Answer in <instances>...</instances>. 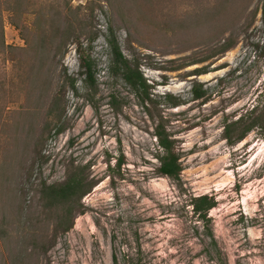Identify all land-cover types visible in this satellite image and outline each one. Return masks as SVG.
I'll return each mask as SVG.
<instances>
[{"label": "rangeland", "instance_id": "374dc122", "mask_svg": "<svg viewBox=\"0 0 264 264\" xmlns=\"http://www.w3.org/2000/svg\"><path fill=\"white\" fill-rule=\"evenodd\" d=\"M214 2L170 0V12L173 16L188 15ZM262 3L253 0L232 27L236 44L218 53L216 49L230 31L221 42L191 47L176 39H132L106 1L72 0L85 22L91 23L92 33L89 35L87 25L80 38L73 33L67 45L58 47L50 81L36 76L28 80V65L18 66V59L9 53L6 61L0 57V79L5 84H0L5 97L0 102V192L5 200L6 195L22 196L16 206L21 203L25 207L22 217L13 216L12 242L5 246L0 238V264L15 263L11 254L22 249L31 253L29 263H24L23 257L17 264H113L114 254L136 257L139 249L144 264H264V131L253 130L235 145L223 135L228 121L238 119L253 106L260 104L262 108L264 59L257 45L264 41V23L261 10L253 19L250 15ZM109 25L124 53L137 57L153 98L161 101L184 168L180 181L157 173L154 124L122 81L115 86L120 107L109 104ZM147 37L155 38L151 32ZM5 39L11 46L25 47L19 29L9 23L8 13ZM81 45L86 51L91 46L97 61L98 107L87 100L84 83L79 81V96L71 89L66 91L65 130H46L45 112L64 72L79 77L77 49ZM198 69L203 72L197 73ZM196 82L206 92L201 98L194 96ZM165 94L179 99L180 104L167 103ZM29 110L36 114V126H31L28 118L19 120L21 125L16 129L19 114ZM15 146L20 153L13 161L6 159ZM40 150L48 158L46 162L39 159ZM123 155L121 169L111 171L109 162L114 165ZM83 166L88 180L96 184L82 197V212L77 213L73 226L55 234V221L46 219L40 204L42 183L62 182L68 167ZM204 193L213 194L218 201L209 214L217 247L211 245L203 222L193 215L188 202L192 194ZM3 205L14 206L9 201ZM29 214L43 220L35 228L36 241H31L33 231L30 233L25 222ZM42 235H47L50 243L47 251L41 248Z\"/></svg>", "mask_w": 264, "mask_h": 264}, {"label": "trees", "instance_id": "16d2710c", "mask_svg": "<svg viewBox=\"0 0 264 264\" xmlns=\"http://www.w3.org/2000/svg\"><path fill=\"white\" fill-rule=\"evenodd\" d=\"M0 0V57L6 61L5 54L11 55L18 59L17 65L22 68L28 65L30 74L28 80L35 78L44 79L47 77L50 81V72L54 67L57 51L62 46L67 45L73 33L76 38H80L81 33L87 32L89 25V35L92 33L91 23L85 22L81 16L79 7L72 5V0ZM99 1V0H96ZM106 1L112 9L113 14L117 15L132 39L142 37L145 40L153 41L154 39L163 42L176 39L177 42H186L187 46H193L202 42L220 41L227 31L229 36L220 43L216 49L218 53H223L232 48L236 44L233 37L232 27L239 22L245 15L247 9L251 6L253 0H215L213 5L200 6L198 10L192 14L184 15L178 13V16L171 14L170 0H102ZM258 9L262 13V21L264 23V0L260 8L253 9L250 12L252 19L257 15ZM115 11V12H114ZM5 13H8V21L20 31L25 41V47H14L6 43L5 39ZM29 15L31 21L29 23ZM184 15V17H182ZM251 21L249 22V25ZM152 33L155 38L147 37L148 33ZM173 37V38H172ZM94 38V37H92ZM107 42L109 45V63H108V80L112 84L109 92V104L112 108H119L121 98L115 86L122 81L130 93L136 97L142 107L145 108L146 114L154 124V137L157 142L156 157L159 165L156 168L159 175L168 176L175 181L181 180L183 164L180 153L177 149L176 139L168 129V117L165 116L161 109V101L153 98L150 91L151 85L141 70V63L136 56L129 58L121 48L118 36L115 34L111 25L108 27ZM260 46L261 54L264 59V41ZM60 47V48H58ZM91 46L88 50H82V45L77 49L80 57L79 77L69 75L64 72V79L59 86L57 93L52 97L47 110L45 112L44 128L46 130L56 128V132H63L66 128V122L63 120L66 112L65 95L67 89H71L73 93L79 96L77 83H84V90L87 92L85 97L92 102L95 108L98 107L96 96L99 94L98 65L92 56ZM4 56V57H3ZM203 72L198 69L197 73ZM36 81H33V84ZM2 87L5 85L3 79H0ZM193 92L196 98L203 97L206 92L202 90V85L195 83ZM5 100L4 95L0 92V102ZM166 102L172 106L180 104V100L173 98L171 94H165ZM19 114V113H18ZM18 120L14 123L15 128L20 127L19 120H27L31 118V126H36V114L31 110L19 114ZM1 121V115H0ZM25 124V122H24ZM259 129L264 131V99L262 108L260 104L253 106L245 114H242L236 120L228 121L223 130L224 138L231 145L242 141L251 131ZM6 159H11L19 154L18 146H15ZM39 159L46 162L48 158L42 154V150L38 153ZM125 163L124 155L112 165L109 162V169H121ZM67 177L59 183L47 184L42 183L40 196L42 208L46 219L55 221L53 231L55 234L61 231H68L74 224V219L80 211L82 197L89 193L96 182L88 180L89 174L84 167H68ZM13 208H7L3 205L8 203ZM22 198L17 194L6 195V200L0 192V238L4 245L7 246L12 242L14 215L23 216L24 205L21 203L16 206L17 199ZM13 202V203H12ZM189 205L192 208L193 215L197 220L202 221L206 228V234L210 238L211 245L217 247L218 243L210 223L212 221L209 216L210 211L218 205V201L213 194H192L189 198ZM12 216V217H11ZM31 233V241L38 238L35 228L41 226L43 222L40 216L29 214L27 220ZM24 222V228H25ZM47 235H42L40 241L41 248L47 251L50 243L46 239ZM45 243V244H44ZM37 246H34L36 248ZM12 247L10 248V250ZM141 249L137 251L136 257L126 253H122L121 258L117 254L113 255V264H144ZM13 250H11L12 252ZM27 249H22L18 254H11L15 259V263L19 258H23L24 263H29L27 259L30 257L26 253ZM10 252V253H11Z\"/></svg>", "mask_w": 264, "mask_h": 264}, {"label": "bare ground", "instance_id": "6f19581e", "mask_svg": "<svg viewBox=\"0 0 264 264\" xmlns=\"http://www.w3.org/2000/svg\"><path fill=\"white\" fill-rule=\"evenodd\" d=\"M206 77H210V75L206 76Z\"/></svg>", "mask_w": 264, "mask_h": 264}]
</instances>
